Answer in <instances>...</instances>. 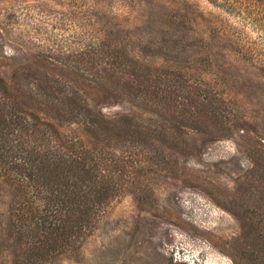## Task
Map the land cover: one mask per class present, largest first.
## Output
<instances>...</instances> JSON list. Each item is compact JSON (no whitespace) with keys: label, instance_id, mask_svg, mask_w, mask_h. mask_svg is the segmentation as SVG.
<instances>
[{"label":"rangeland","instance_id":"1","mask_svg":"<svg viewBox=\"0 0 264 264\" xmlns=\"http://www.w3.org/2000/svg\"><path fill=\"white\" fill-rule=\"evenodd\" d=\"M228 1L0 0V264H264V0Z\"/></svg>","mask_w":264,"mask_h":264},{"label":"trees","instance_id":"2","mask_svg":"<svg viewBox=\"0 0 264 264\" xmlns=\"http://www.w3.org/2000/svg\"><path fill=\"white\" fill-rule=\"evenodd\" d=\"M212 2H217V0H210ZM224 2H229L228 0H224ZM229 5V3H228ZM54 105H61L63 108H71V109H81L84 107V110L88 111V109L86 108V104H83L80 102V100L77 99L76 96H67L64 99L62 98H57ZM76 107H80V108H76ZM88 115V112H87ZM87 115H84L85 117H87Z\"/></svg>","mask_w":264,"mask_h":264}]
</instances>
